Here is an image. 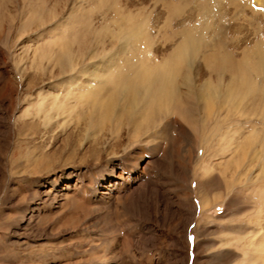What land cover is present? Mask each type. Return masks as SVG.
<instances>
[{"label":"rangeland","instance_id":"rangeland-1","mask_svg":"<svg viewBox=\"0 0 264 264\" xmlns=\"http://www.w3.org/2000/svg\"><path fill=\"white\" fill-rule=\"evenodd\" d=\"M230 1L162 0L166 7L156 0H0V264L264 261V65L258 73L248 66L239 77L226 65L206 68L200 56L192 59V69L213 86L219 87L217 74L226 81L232 76L244 80L250 92L241 99L243 108L228 110L221 129H213L217 105L208 116H195L190 127L171 115L182 127L158 150L151 141L124 144L116 152L106 145L99 153V146L74 129L77 115L85 116L82 92L92 86L78 73L101 69L97 65L114 57L116 47L128 46L129 66L157 67L176 54L181 38L173 25L183 19L188 30L207 27L202 35L207 43L214 29L228 43H264V0H235L236 6ZM61 54L70 61L63 67L69 72L60 71ZM177 66L179 81L186 67ZM134 156L139 166L131 176L147 181L143 193L129 200L120 193L124 198L112 196L101 206L111 185L120 192L128 183L123 169ZM236 156L244 158L237 172ZM83 185L97 189L89 213L79 207ZM201 197L208 198L204 210ZM257 241L260 255L253 248Z\"/></svg>","mask_w":264,"mask_h":264},{"label":"bare ground","instance_id":"bare-ground-1","mask_svg":"<svg viewBox=\"0 0 264 264\" xmlns=\"http://www.w3.org/2000/svg\"><path fill=\"white\" fill-rule=\"evenodd\" d=\"M11 3L13 4V1ZM156 3H161V5L163 6L166 5L167 7V4H165V2H162V0H156ZM230 5L236 6L237 2L235 0H231ZM218 7H220V5H218ZM226 7L227 6H225V8ZM209 9L210 8H208L207 13L210 12ZM145 12L147 13L148 11ZM177 13L178 12H174L173 17L177 16L178 15ZM147 15H150V13ZM200 16H202V14ZM189 17L192 18L191 15H189ZM237 18L235 19L237 20ZM218 21H220V18L218 19ZM193 22L194 21H192V23ZM185 23L187 24V20L183 19L182 21L180 20L176 22L175 25H173L174 26L173 28L178 30L175 31L174 33L180 35L181 44L177 46V49L175 48L176 49L175 51L173 50L174 53L176 54H172L169 57L164 58L162 61H160V65L156 64L158 65L157 67L155 66L152 69H144L143 64H142L143 66L141 65L142 67L140 68H138L139 66L137 68H134L133 66H129L127 64L128 58H126L127 56L126 52L128 51L127 49L129 48L128 46L124 45L123 47H116V51L113 52L114 57L110 56V58H107V61L105 60L106 63L104 65H100V66L97 65L98 67H101V69L96 67L94 69L86 68V71L78 73L87 77V79H89V82L87 81V83H89V85L92 84V86H86L85 91L82 92L83 95L81 94L83 97L81 104L84 106V108H82V110L84 109V111L82 112H84L85 116L77 115L76 119L78 121L77 122L75 121L76 123H74L75 124L74 129L77 131L78 130L83 131L86 136L84 138L91 139L93 145L99 146V148H101L99 150V153H103L102 146L104 147L106 145H108L109 147H113V151L116 152V150L122 147L124 144L133 145L137 143L138 144L142 143L144 145H148L149 142L151 143V141L152 142L156 141L155 145L152 146V149L156 148L158 150V148H160L162 145L161 141L165 140L170 135V132L180 130L182 127V124L179 123L175 118L173 120L169 119L171 115L173 116L176 115V117H178V119H180L182 123H184V125H188L190 127L195 124V120H196L195 116H198L200 112L201 113L203 112L202 113L203 115L207 113L208 116L212 112L211 108H213L214 105H217L219 110L218 111L219 120L218 123H216L215 126L213 127V129L216 130L217 126L218 129H221L224 126V122H226L229 116L228 110L238 111L241 108H243L245 103L243 102L241 103V101L244 98H246L248 94H250L248 88H246L245 85H243L244 80L241 79V81L237 82L231 76L229 77L228 81H226L222 79V77L219 76V74H217L216 80L219 82L217 84V86L219 87H215L208 79L205 80L203 78L201 79V77L205 76L204 73L198 74L196 73V70L194 71L192 69L193 66L192 59L200 56L203 62V66H205L206 68L208 67L214 68L219 65L221 67V65L222 66L226 65L228 66V69L229 67L233 68L240 77V75L242 74L241 70H243L248 66H251L252 70L256 73H258V69L263 68L264 43H262V41L256 43L253 42L254 44L251 45V47H244L243 44L244 42L242 43L239 40H236L235 42L233 40V42L228 43V41H226L228 38H226V40L223 39L222 33L218 29H214L213 31H211L210 33L211 38L210 41L207 43L202 36L203 31H205L207 27L204 28L203 31H198L200 29H198L197 31L195 29V31H193V29L188 30V28L187 29L183 28L182 26H184ZM196 23L199 24V22ZM181 27L183 28L182 30L180 29ZM165 31L166 30H164L163 32ZM141 34H143V32ZM129 35L131 36V38L133 37L137 40L139 39L138 35L134 31H130ZM143 38L142 40H144ZM111 48L112 49L114 48L113 44H111ZM235 51L237 55H234ZM117 54L120 56V59L122 61L121 63L117 61L119 59L115 58ZM253 59H256V62H254ZM249 61L250 64H248ZM56 62L57 64H59V66H62L60 68L61 69L60 71L69 70V69L65 70V68H63L64 66L70 65V61L68 60L67 56L61 54V57L58 58ZM132 64H134V62ZM177 65H182L183 67H186L185 69L186 73L182 75V77L180 78L181 80L179 79L181 84H179V81L175 80L176 79L175 74L178 75L177 72L179 71ZM197 74L200 77L199 81L201 82L200 85L197 84L198 86L195 85L196 79L193 76ZM180 87L183 88L182 92L180 90L181 89ZM237 93H240V95H237ZM207 116L202 117L203 124H206L205 122L208 119ZM84 138L82 140H84ZM240 147L242 148L243 145H241ZM140 150L141 152L144 151V149H140ZM134 157L130 162H126V164L127 163L128 165L131 164V166L125 165L123 169V171L128 175L126 180L128 181V183L121 184L120 192L119 190L117 191L116 186L111 185L108 189V193L106 192V196H102L103 198H101V204H102L101 206L108 205V202L112 200V196H115L114 198L118 200L124 198V196L123 197L119 196L120 193H125V195L127 194L128 200L138 195L139 193H143L147 181L140 179L142 180L140 182V180H136V179L134 180L131 176L134 173V170H136L139 166L138 163H136L139 161V159ZM234 158H235L234 160H237L235 161V168L237 172V170L240 169L241 166L240 163L244 160V158H242L241 156H236ZM254 158L255 160H257V156H255ZM253 159H250L251 162H253L252 161ZM114 169L112 168L110 170V173L114 174ZM238 181L240 180L238 179ZM89 187L91 186L86 187L83 185L80 191V198L81 200H83V202L81 201L79 207L81 209H84L86 213L92 211V206L93 204H95V195H96L95 192H97V189L94 190L92 187L91 188ZM200 191L201 188L197 192L200 193ZM207 199L206 200L202 199L201 203L203 210L206 209L207 206L209 205ZM187 200L189 206L191 207L190 209L192 210L193 205L190 202V196H187ZM257 231L258 229L256 228L250 230V233L254 234L252 236L254 237V240H256L257 238L255 236H258L259 231L258 232ZM255 244L256 245H254L253 248L257 252V254L260 255L263 252L261 250L262 247H258V241L255 242ZM250 258L251 257H249V259ZM259 261L261 262L260 264H264V261H261V258ZM251 264H258V260L256 262L255 261L251 262Z\"/></svg>","mask_w":264,"mask_h":264}]
</instances>
